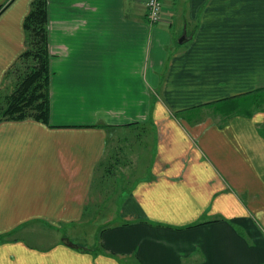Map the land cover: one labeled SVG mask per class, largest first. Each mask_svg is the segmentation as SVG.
I'll return each instance as SVG.
<instances>
[{"label": "crops", "instance_id": "1", "mask_svg": "<svg viewBox=\"0 0 264 264\" xmlns=\"http://www.w3.org/2000/svg\"><path fill=\"white\" fill-rule=\"evenodd\" d=\"M31 2L0 0V84ZM162 2L150 24L145 0H47L48 123L0 121V264H264V93L206 112L264 91V0ZM121 168L144 174L117 183V219L62 237L109 210L96 193Z\"/></svg>", "mask_w": 264, "mask_h": 264}, {"label": "trees", "instance_id": "2", "mask_svg": "<svg viewBox=\"0 0 264 264\" xmlns=\"http://www.w3.org/2000/svg\"><path fill=\"white\" fill-rule=\"evenodd\" d=\"M25 49L9 66L0 84V121L32 119L48 123L49 49L47 0H32L23 20ZM262 90L210 102L214 113L229 115L259 109ZM242 97H246L245 100ZM250 99V101H246ZM239 106V107H238Z\"/></svg>", "mask_w": 264, "mask_h": 264}, {"label": "rangeland", "instance_id": "3", "mask_svg": "<svg viewBox=\"0 0 264 264\" xmlns=\"http://www.w3.org/2000/svg\"><path fill=\"white\" fill-rule=\"evenodd\" d=\"M163 11H164V8H162V13H163ZM161 17H162V14H161ZM49 59H50V57H49ZM245 98L246 97H244V98L242 97L241 101L243 99L245 100ZM246 101H250V99H247ZM211 110L212 109L209 108L206 110V112L211 114L213 111V110L212 111ZM150 130L151 129L148 127V130L145 134V139H147V137L149 136ZM150 141H151V132H150V138L147 142L148 146L146 145V152H142L143 146H140L137 150H133V151H135V152H133V154H135V155L137 154L136 152H139V160L141 162H144L145 164L148 163V158L150 156V153L148 150L150 147V144H149ZM129 154L132 157L133 154H131V152ZM133 158H136V157L134 156ZM121 170L125 172V174L121 175V176L115 170H113L112 174H110V175H108L106 173V175L108 176V180L107 181L105 180L106 182L104 181L103 185H100V187H98L102 191V194L99 196L98 192L96 193V197H97L96 203L102 204V205H107L109 210L101 212L99 209V210H97L98 214H96V216H83L82 218H80L79 221L74 222V223H69V224L59 228V230L61 231L62 237L65 236V238L70 240V241H74L76 243H81V244H86V245H91V244L95 243V241L96 242L98 241L99 231L101 229H103L104 227H106L107 225H110L115 219H117V218H113V216H102L101 213H105V212L110 213V212H112V211H110V209L115 208V205H114V202L116 200L115 198H116V196H118V193L120 191L119 189L121 187H124L121 185L124 183L125 179L126 180L128 179L129 181L133 180V182H135L144 174L143 169H137L136 171L133 170V172H132V169H129V168H126V169L121 168ZM104 175H105V173H104ZM111 178H113V180ZM114 178H116V179H114ZM118 182H120L121 185H117ZM108 194H111L110 195L112 197L111 200L104 201V199H106L105 196L107 197ZM107 198H109V197H107ZM43 228L45 231L47 229L46 235H48V239H59L60 238V233L58 232V230L55 231V230L50 229V228L45 227V226H43ZM44 234H45V232H44Z\"/></svg>", "mask_w": 264, "mask_h": 264}, {"label": "built area", "instance_id": "4", "mask_svg": "<svg viewBox=\"0 0 264 264\" xmlns=\"http://www.w3.org/2000/svg\"><path fill=\"white\" fill-rule=\"evenodd\" d=\"M146 16L150 24L161 19L163 3L162 0H145Z\"/></svg>", "mask_w": 264, "mask_h": 264}]
</instances>
